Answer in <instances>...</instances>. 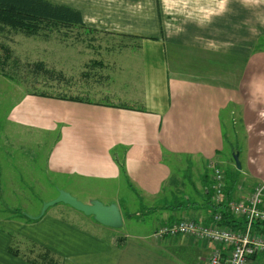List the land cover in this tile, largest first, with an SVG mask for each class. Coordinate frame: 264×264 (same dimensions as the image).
Here are the masks:
<instances>
[{"label":"crops","instance_id":"obj_1","mask_svg":"<svg viewBox=\"0 0 264 264\" xmlns=\"http://www.w3.org/2000/svg\"><path fill=\"white\" fill-rule=\"evenodd\" d=\"M56 1L77 9L86 26L120 35L129 44L121 49L132 47L139 56L141 73L118 102L26 94L11 105L7 124L58 131L46 156L49 174L117 188L124 183L154 198L173 183L167 157L199 158L207 167H220L225 130L244 146L238 153L244 152L243 167L230 171L231 199L245 200L264 181V47L259 44L264 0ZM180 52L201 54L199 67L182 70L173 63L172 68L168 56L176 60ZM210 57L222 61L215 65ZM211 179L189 180L194 193L182 197L173 192V183L171 202L186 206L159 214L149 231L109 228L67 206L35 220L21 213L0 216V264H38L27 254L45 249L58 264H203L215 248L211 242L184 235L155 238L153 232L187 216L208 223L198 190ZM261 226L254 231L264 235ZM247 264H264V253Z\"/></svg>","mask_w":264,"mask_h":264},{"label":"rangeland","instance_id":"obj_2","mask_svg":"<svg viewBox=\"0 0 264 264\" xmlns=\"http://www.w3.org/2000/svg\"><path fill=\"white\" fill-rule=\"evenodd\" d=\"M88 28L94 29V32L72 28L60 29L48 36H26L9 29L0 33V216L20 213L36 216L43 203L53 200L60 190H64L83 203L98 200L108 205L111 204L108 201L114 199L123 221L117 230L149 231L160 220L159 214L180 211V205L186 204L171 202L174 198L170 191L173 183L176 184L173 192L177 195H193L189 182L196 184L199 176L212 178L215 167L205 166L199 158L167 157L173 183L166 184L161 195L150 198L138 195L137 191L131 190L124 183L117 188L98 180L49 174L46 170V156L58 131L46 133L28 127L11 126L5 122L11 105L23 95H34V92L60 95L55 99L74 100L82 96L105 103L118 102L120 94H129V88L141 73V60L135 49H121L123 45L129 44L120 35L115 37L114 33L104 27ZM259 44L264 47V38ZM200 55L197 53L186 57L184 52H180L176 60L172 55L168 56V62L172 68L173 63H176L177 68L187 70L186 67H199ZM209 59L215 65L222 61L216 57ZM227 61L229 63L230 60ZM33 62H42L46 68L61 72L63 78L56 83L48 82L42 76H33L28 66ZM210 69L217 75L216 68ZM241 149H244L243 140L230 138L224 130L223 150L218 155L222 163L218 169L224 171L226 179L231 177V170L240 172L233 155ZM238 161L243 167L244 152ZM198 192L202 194V189ZM58 206L74 210L63 203L55 204L47 210H58ZM74 212L79 213L76 210Z\"/></svg>","mask_w":264,"mask_h":264},{"label":"built area","instance_id":"obj_3","mask_svg":"<svg viewBox=\"0 0 264 264\" xmlns=\"http://www.w3.org/2000/svg\"><path fill=\"white\" fill-rule=\"evenodd\" d=\"M225 188L224 175L214 168L211 179L210 202L219 205L223 200ZM264 181L255 186L245 200L231 199L227 210L235 217L242 218V230H232L219 225L222 214L216 212L209 223L182 217L169 223H163L153 232L155 238L188 236L206 240L215 245L211 255L203 264H247L259 253H264V235L254 231L256 224L264 222Z\"/></svg>","mask_w":264,"mask_h":264},{"label":"trees","instance_id":"obj_4","mask_svg":"<svg viewBox=\"0 0 264 264\" xmlns=\"http://www.w3.org/2000/svg\"><path fill=\"white\" fill-rule=\"evenodd\" d=\"M72 28L83 29L87 33L94 32V29H90L84 24L81 13L75 8L49 0H0V33L5 29H9L14 32H20L26 36H48L52 32L60 31V29ZM4 50L7 51V49ZM28 66L33 76H42L48 80V82L58 83L63 78L61 72H55L52 69L46 68L42 62H33L28 64ZM33 94L50 98H59L60 96L47 92H38L37 94L34 92ZM120 170L122 172L124 171L123 164H120ZM227 182L228 188L224 189L223 200L219 205H214L210 202L211 189L208 184L202 190V195L205 198L204 204L209 211L207 222L209 223L212 220L214 213L220 212L222 214V219L219 223L220 226L232 230H242L244 227L243 219L231 215L227 210V203L231 200L232 186L235 182L234 174ZM185 206L186 205L183 204L182 206L180 205V207ZM180 207L178 206L177 208ZM22 215L26 216L25 214ZM28 218L30 220L37 219ZM260 226L263 230L264 222L256 224V227L259 229ZM36 254L37 253L33 251L31 254H27V257H31L30 259L32 262L38 264H58V260L46 249L43 253Z\"/></svg>","mask_w":264,"mask_h":264},{"label":"water","instance_id":"obj_5","mask_svg":"<svg viewBox=\"0 0 264 264\" xmlns=\"http://www.w3.org/2000/svg\"><path fill=\"white\" fill-rule=\"evenodd\" d=\"M233 160L237 169H240L241 166L238 161V153H234ZM58 203L68 205L69 207L81 212L86 216H92L97 223L103 226L114 229L120 228L122 226L120 210L116 204L111 203L105 205L98 200H90L88 203H83L78 201L75 197L64 190H60L57 197L53 200L43 203L42 209L38 215L29 217L39 218L47 211L49 207Z\"/></svg>","mask_w":264,"mask_h":264}]
</instances>
